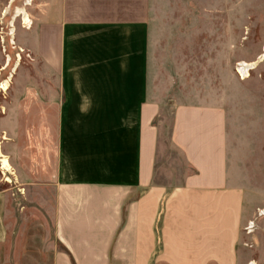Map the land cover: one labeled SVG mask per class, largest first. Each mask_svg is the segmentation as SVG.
<instances>
[{
	"label": "crops",
	"instance_id": "crops-1",
	"mask_svg": "<svg viewBox=\"0 0 264 264\" xmlns=\"http://www.w3.org/2000/svg\"><path fill=\"white\" fill-rule=\"evenodd\" d=\"M39 7L38 90L13 96L0 143L12 170H0V246L21 222L16 264H245L252 209L229 179L223 107L173 101L168 142L183 172L175 186L155 181L166 102L149 0Z\"/></svg>",
	"mask_w": 264,
	"mask_h": 264
},
{
	"label": "rangeland",
	"instance_id": "rangeland-1",
	"mask_svg": "<svg viewBox=\"0 0 264 264\" xmlns=\"http://www.w3.org/2000/svg\"><path fill=\"white\" fill-rule=\"evenodd\" d=\"M40 1L0 0V84L9 82L8 89L0 91V143L13 96L38 90L39 60L30 46ZM19 9L28 15L30 28L21 16L14 18ZM148 14L154 84L166 102L159 118L155 181L175 186L183 172L182 160L168 142L173 101L223 107L229 179L245 191L252 209L241 229L238 252L245 264H264V60L258 62L264 48V0H149ZM242 62L257 64L245 79L237 73ZM3 177L0 174V181ZM4 228L11 235L8 220ZM25 230L26 225L17 223V240L8 238L0 246V264H16Z\"/></svg>",
	"mask_w": 264,
	"mask_h": 264
},
{
	"label": "bare ground",
	"instance_id": "bare-ground-1",
	"mask_svg": "<svg viewBox=\"0 0 264 264\" xmlns=\"http://www.w3.org/2000/svg\"><path fill=\"white\" fill-rule=\"evenodd\" d=\"M25 5L29 6L30 1H27V3ZM20 16L22 17L23 24H25L28 28H30L31 22H30L28 15L26 14V12L24 10H21V9L17 10L14 18L20 17ZM263 60H264V48H263L262 54L258 58V62L263 61ZM256 65H257L256 63H246V62L238 63L237 73L239 75H241L242 79H245L248 77L249 71L253 70L254 67H256ZM8 86H9L8 80L3 81L0 84V91H6L8 89ZM0 169L4 173H10V175L12 174V170H11V167H10L9 162L7 160V157H5L1 153V150H0ZM5 181L9 182L10 180H9V178L5 177ZM261 216H264V212L261 213ZM250 264H253V263H250Z\"/></svg>",
	"mask_w": 264,
	"mask_h": 264
},
{
	"label": "built area",
	"instance_id": "built-area-1",
	"mask_svg": "<svg viewBox=\"0 0 264 264\" xmlns=\"http://www.w3.org/2000/svg\"><path fill=\"white\" fill-rule=\"evenodd\" d=\"M252 229H253V224L248 225L247 232L248 233H251L250 230H252Z\"/></svg>",
	"mask_w": 264,
	"mask_h": 264
}]
</instances>
